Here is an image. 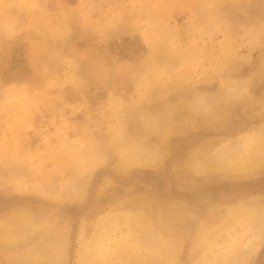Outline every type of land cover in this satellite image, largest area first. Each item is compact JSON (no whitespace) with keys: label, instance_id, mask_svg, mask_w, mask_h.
I'll use <instances>...</instances> for the list:
<instances>
[{"label":"rangeland","instance_id":"374dc122","mask_svg":"<svg viewBox=\"0 0 264 264\" xmlns=\"http://www.w3.org/2000/svg\"><path fill=\"white\" fill-rule=\"evenodd\" d=\"M263 147L264 0H0V264H264Z\"/></svg>","mask_w":264,"mask_h":264},{"label":"bare ground","instance_id":"6f19581e","mask_svg":"<svg viewBox=\"0 0 264 264\" xmlns=\"http://www.w3.org/2000/svg\"><path fill=\"white\" fill-rule=\"evenodd\" d=\"M244 87H238V89L239 90H241V89H243ZM234 91H237V87H236V89L234 90ZM205 105V104H204ZM207 108V106L206 107H203V109H206ZM201 110V109H200ZM243 140V139H242ZM240 141H241V139H240ZM246 140H243L242 142H238V143H236L235 145H231V146H229V147H227V148H225V149H223L222 150V152H221V154H220V156H222L224 159H222V160H220L221 159V157H220V159H217V161H215V163H213L215 166H218V168H221V167H225V164H226V162L227 161H230L231 159H233V158H236V156L238 155V153H240V151H244L245 149H246ZM249 147H250V145H249ZM227 154H229V155H227ZM139 155V154H138ZM136 158H139V157H136ZM140 161H142V162H144V163H149V162H151V160L153 159V158H151V156H140ZM195 163H196V165L197 166H199V167H202V166H204L206 163L205 162H200V161H195ZM262 163H264V147L261 149V151H260V153H258V154H253L248 160H244L241 164L245 167V168H256V167H259ZM212 164V165H213ZM227 165V164H226ZM210 167H211V165H210ZM160 186V185H159ZM254 214H261V212L259 213V212H254ZM258 215V216H259ZM235 218V220H236V223L240 220V216L239 215H237L236 217H234ZM259 221H258V223H259V226H258V229L255 231V232H253V236H252V238L253 239H255V240H257V238H258V236L259 235H261L262 234V232H263V228H262V224H264V215H260L259 216ZM235 222V221H234ZM231 224V223H230ZM59 236V235H58ZM59 238H60V236H59ZM56 239V238H55ZM7 240V239H6ZM53 240H54V238H53ZM249 241H251V244L250 245H252L253 246V244H254V242H252V240L251 239H249L248 240V242H246V243H244L243 244V247L246 249H244V251H246V253L250 250V247H248V246H250V245H248L247 243H249ZM50 243V242H49ZM63 243V242H62ZM62 243H61V241H54V242H52L49 246H50V248H56V247H62L63 245H62ZM142 242H134V244H133V247H132V249H135L136 247H138V245H140ZM93 245V244H92ZM242 247V246H241ZM93 250H92V253H91V257H89L88 259H86L85 260V262L83 263V264H109L110 262H109V260L108 261H104L105 260V258L104 257H100V251H101V248H100V246H99V244H96L95 246H94V248H92ZM36 251V250H35ZM237 251V250H236ZM40 252L41 251H39L38 253H36L35 254V256L36 255H39L40 254ZM130 252H131V250L129 251V253L127 254V255H125V256H117L116 257V259H114V260H117V261H119V263L120 262H122V261H128V256H129V254H130ZM43 253V252H42ZM245 253V254H246ZM32 254V253H31ZM32 255H34V254H32ZM29 256V255H28ZM40 257H37V259H39ZM43 258H45V257H42V258H40L39 260H42ZM225 258L226 257H224L223 256V258L221 259V261H220V264H226V260H225ZM20 259V258H19ZM233 262V261H232ZM118 263V264H119ZM219 263V262H218ZM235 263V262H234Z\"/></svg>","mask_w":264,"mask_h":264}]
</instances>
